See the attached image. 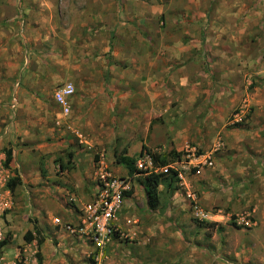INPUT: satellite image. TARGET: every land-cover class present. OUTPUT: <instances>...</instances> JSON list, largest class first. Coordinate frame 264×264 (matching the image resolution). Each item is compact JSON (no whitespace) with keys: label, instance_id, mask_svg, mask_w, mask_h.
<instances>
[{"label":"rangeland","instance_id":"1","mask_svg":"<svg viewBox=\"0 0 264 264\" xmlns=\"http://www.w3.org/2000/svg\"><path fill=\"white\" fill-rule=\"evenodd\" d=\"M67 83L63 116L53 94ZM136 136L182 148L169 164L183 179L151 210L132 178L97 264H264V0H0V264H38V252L40 264H89L97 252L67 230L79 204L67 197L82 200L76 152L91 193L100 160L125 173L114 153L133 155Z\"/></svg>","mask_w":264,"mask_h":264},{"label":"built area","instance_id":"2","mask_svg":"<svg viewBox=\"0 0 264 264\" xmlns=\"http://www.w3.org/2000/svg\"><path fill=\"white\" fill-rule=\"evenodd\" d=\"M73 95L74 86L71 83L62 85L56 89L53 94V99L61 109L63 116H67L70 112V99ZM16 104L17 100L13 97L12 107ZM186 154L185 157L189 158L191 151L187 150ZM140 156L141 159L137 160L135 164L137 169L147 170L149 172L166 171L167 167L155 169L152 166L149 155L142 154ZM181 157L184 158L183 155ZM179 159H177L176 164L179 163ZM198 164L195 165V167H198ZM203 165L207 167L213 166V162L209 156L205 157ZM168 167L178 171L170 164ZM177 178L179 180L183 179L179 171L176 179ZM131 183L129 177L114 175L104 166L103 161L100 160L98 170L95 174V191L93 192L92 199L79 210L77 223L67 226V230L70 234L85 239L94 248V251L97 252L93 258L96 264L103 256L102 252L105 247L121 230L120 225L117 223V216L122 210L124 199L126 193H128L131 188ZM194 216L200 221L208 220V214L197 206L194 207ZM234 222L237 226H242L243 228H250L253 226L250 220H246L243 217L237 216ZM126 223L129 224L130 221H126Z\"/></svg>","mask_w":264,"mask_h":264},{"label":"trees","instance_id":"3","mask_svg":"<svg viewBox=\"0 0 264 264\" xmlns=\"http://www.w3.org/2000/svg\"><path fill=\"white\" fill-rule=\"evenodd\" d=\"M147 154L151 158L152 166L156 169H161L167 167L166 171L154 172V171H145L142 169H137L135 166L137 159L128 157L123 150L121 153H114L115 162L119 166H123L127 169L128 175L130 177L141 176L138 178L139 184L142 187L144 192V196L146 199V203L149 209L155 210L160 206V187H164V189L173 194L177 190H179V186L177 185V174L178 171L168 167L170 159H179L183 153L177 152L175 150H171L166 154H161L155 150H150L145 146H142L140 155ZM12 161V150L5 149L4 150V161L2 163L3 168L9 169L10 163ZM97 161V160H96ZM62 168L63 165H61ZM21 183L20 178L15 175L7 182V188L10 193H13L17 186ZM213 225V224H211ZM234 226V225H233ZM239 228V227H237ZM39 228L33 224V229L28 230L23 235V240L25 242H30L34 239L35 235H39ZM8 239H10V235L7 234L6 237L0 241V248L8 243ZM43 242L42 239H39L38 244ZM38 264L41 262V256L39 252L37 253ZM89 264H96L93 258L89 259Z\"/></svg>","mask_w":264,"mask_h":264},{"label":"crops","instance_id":"4","mask_svg":"<svg viewBox=\"0 0 264 264\" xmlns=\"http://www.w3.org/2000/svg\"><path fill=\"white\" fill-rule=\"evenodd\" d=\"M86 1V0H85ZM110 1V4L111 3H113L114 1H116V0H109ZM103 10V9H102ZM109 20L113 23V22H115L116 20L114 19V17H112V14H110V17H109ZM84 28H82V29H85V26H86V23L84 22V25H82ZM82 40H83V38H82ZM91 48H93V49H91L92 50V52H102V48L99 46V45H97V44H95V45H92L91 46ZM111 85V84H110ZM100 87H102L101 86V84L99 85ZM100 90H101V88H99ZM98 98H100V96H98ZM100 101H102L103 103L105 102V101H103V98L101 97V99H100ZM78 106H79V108H78V110H82V95L80 96V99H78ZM70 104H71V101H70ZM79 112H82V111H79ZM104 114V113H103ZM103 114L101 115V116H103ZM106 116V113L104 114V117ZM80 119H82V113H81V115L79 116V120ZM131 127V126H130ZM132 141H135L134 142V144L132 145V151H133V155L134 154H136V153H140L141 152V149H142V146H145L146 148H148V149H152V148H154L155 146H157V145H155V144H151V141H154L153 139L152 140H148L147 141V139H144L143 141H140V139H139V137L138 136H136V137H133V139H132ZM182 148H179V146L178 145H175V146H172L170 149H169V151H171V150H175V151H177V152H179L180 150H181ZM123 150L125 151V153H126V155L128 156V157H132V158H134L133 157V155L131 154V150H130V148H123L122 149V151L121 152H123ZM120 152V153H121ZM80 153L81 152H76V165L78 164V162L79 161H82V173H81V175H82V184H81V188H82V200H80V199H77L76 198V196L75 195H71V196H68L67 197V200H69V198H72L74 201H76V202H78L79 204H76V208H74V206H71L72 207V211H69L70 212V215L69 216H73L74 215V213L76 214V215H78V217H79V211L77 212V208H78V206L77 205H83L84 203H86V201L88 200V199H91V197H92V194H93V191H91V193H90V189H88V185H85L86 183H87V179L86 178H89V176L91 175L90 173V169L88 170L89 172H86V170H85V168H83V162L85 161V160H82V155H80ZM97 156H95L94 157V161H96L97 160ZM116 163V162H115ZM115 166H119V165H115ZM60 167H61V164H60ZM114 167V166H113ZM123 167V166H122ZM107 168V167H106ZM124 168V170H125V173H123V171L121 172L119 169H115V171L116 172H114V170H113V168L112 169H110V171L113 173V174H115V175H117V176H122V177H128V171H127V169L125 168V167H123ZM108 169V168H107ZM109 170V169H108ZM137 176L135 175L134 177H130L131 178V181H132V178H136ZM132 183H131V188H130V190H129V192L128 193H126L127 195H128V199L129 198H132L133 196H135L136 195V193L135 192H131V191H133L132 190ZM61 191H62V189H60ZM60 191V192H61ZM143 191V190H142ZM80 192H78V194H79ZM144 193V192H143ZM82 202V203H81ZM88 203V202H87ZM124 204H125V200H124ZM131 204V203H130ZM80 205V206H81ZM123 208V207H122ZM80 210V209H79ZM74 212V213H73ZM119 216V215H118ZM77 217V218H78ZM117 223L120 225V223H119V220H118V217H117ZM255 225V224H254ZM38 228H39V224L38 225H36ZM41 228V227H40ZM32 229H33V227H32ZM40 230V229H39ZM30 231V230H29Z\"/></svg>","mask_w":264,"mask_h":264}]
</instances>
